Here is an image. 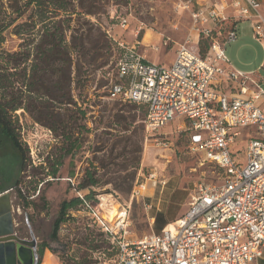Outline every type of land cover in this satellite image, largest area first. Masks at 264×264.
Instances as JSON below:
<instances>
[{"label":"rangeland","instance_id":"obj_1","mask_svg":"<svg viewBox=\"0 0 264 264\" xmlns=\"http://www.w3.org/2000/svg\"><path fill=\"white\" fill-rule=\"evenodd\" d=\"M63 1L72 3L74 12L55 17L63 20L66 49L58 52L62 60L46 65L34 2L0 0V25L11 21L1 33L0 103L19 105L9 119L25 150L22 166L11 142L0 135V190H8L16 229L29 236L30 228L38 250L45 243L59 264H110L109 244L88 226L80 207L67 212L57 238H51L60 202L77 195L87 170L97 180L95 191L112 193L114 206H128L129 239L156 232L158 215L167 222L179 217L195 185L218 183L221 171L203 161L204 151L190 149L189 131L177 127L180 120L148 134L143 107L106 98L118 52L103 29L128 43L141 40L147 59L162 65L171 64L178 44L194 42L196 30L179 0ZM119 15L128 17L126 30L117 24ZM163 39L166 47L151 50ZM262 43L252 20L244 19L237 23V38L223 48L234 68L264 78ZM258 264H264V253Z\"/></svg>","mask_w":264,"mask_h":264},{"label":"built area","instance_id":"obj_2","mask_svg":"<svg viewBox=\"0 0 264 264\" xmlns=\"http://www.w3.org/2000/svg\"><path fill=\"white\" fill-rule=\"evenodd\" d=\"M195 1L178 3L189 11L197 40L178 44L168 65L149 61L141 40L128 43L103 29L118 52L106 98L143 107L148 134L180 120L177 127L189 131L190 149L204 151L203 161L221 171L220 181L196 184L180 217L135 239L126 237L127 205L108 213L116 201L112 193L83 200L88 226L103 234L113 253L110 264H258L263 257L264 78L233 68L225 56L223 46L237 38V24L224 35L217 29L223 39L211 37L204 56L192 45L228 18L251 19L255 37L264 39L260 0ZM117 24L126 30L128 17L117 16ZM167 44L163 39L150 48Z\"/></svg>","mask_w":264,"mask_h":264},{"label":"trees","instance_id":"obj_3","mask_svg":"<svg viewBox=\"0 0 264 264\" xmlns=\"http://www.w3.org/2000/svg\"><path fill=\"white\" fill-rule=\"evenodd\" d=\"M31 2H34L37 8L38 22L41 23L40 37L42 38L43 44L45 45V47H39L40 53L41 55L43 54L46 61V65L56 64L57 60H62L59 57L58 52H63L65 51L66 48L65 46L62 45L63 20L60 19L57 20L55 19V17L59 16V14L57 13H61V12H63L65 15H70L71 13H74L69 9L72 3H64L63 0H31ZM80 14H83V12H80ZM86 14H93V13L91 9H87ZM238 22L239 21H234L231 18L225 19L221 23H219L218 26L212 28L210 36L200 35L198 41L196 43H193L192 45L197 48L201 56H204L209 49V41L211 37H216L219 40L223 39L222 35L221 36L217 35L216 30L217 29L221 30V34L224 35L225 32L233 24H237ZM10 24L11 21L10 22L8 21L0 25V52H3L1 48V44L4 42V36L1 33L6 28H8ZM18 107L19 105L15 102L0 103V135H2L4 138H6L11 142L15 150L18 152L21 165L23 166L25 162V150L21 147L20 143L17 141V133L12 124V121L9 119V112L16 110ZM96 184H97V180L95 179L93 173L87 170L85 172V176L82 182L79 183L76 187V191H81L80 194L82 198L75 195L71 199L68 200L63 199L60 202L57 217L53 221V227L51 232L52 239L57 238V232L59 230V227L62 223H64V221L68 217V213H67L68 211L70 212L72 210L79 211L80 208H82L83 200L94 199V195L98 192L106 193L102 191H95L93 186H95ZM89 187L93 188L92 191L85 194L83 192V189ZM4 190L5 189H1L0 193ZM155 222L157 224L156 233L159 232L161 228L164 227L167 223H169L162 217V215L156 216ZM98 234L100 235V237H102L104 242L108 243L104 239L102 233L98 232ZM45 248H47V245L45 243H42L40 245V249L37 251L39 262L41 260L43 250ZM76 264H81V263H76Z\"/></svg>","mask_w":264,"mask_h":264},{"label":"water","instance_id":"obj_4","mask_svg":"<svg viewBox=\"0 0 264 264\" xmlns=\"http://www.w3.org/2000/svg\"><path fill=\"white\" fill-rule=\"evenodd\" d=\"M28 223L27 216H25ZM30 239L15 232L8 190L0 193V264H39L36 240L29 228Z\"/></svg>","mask_w":264,"mask_h":264},{"label":"crops","instance_id":"obj_5","mask_svg":"<svg viewBox=\"0 0 264 264\" xmlns=\"http://www.w3.org/2000/svg\"><path fill=\"white\" fill-rule=\"evenodd\" d=\"M210 1L211 0H196L195 2H197V3H209ZM259 12L262 15V17L264 18V0H260ZM195 38L196 39L194 41L197 40V34H196ZM262 40L264 41V39H262ZM262 44L264 45V43H262ZM263 67H264V63H263ZM261 259H263V257ZM261 259H259V260H261ZM47 260H49V262L51 264H59L58 260L55 259L54 255L50 252V250L45 248V250H43L39 264H44Z\"/></svg>","mask_w":264,"mask_h":264},{"label":"flooded vegetation","instance_id":"obj_6","mask_svg":"<svg viewBox=\"0 0 264 264\" xmlns=\"http://www.w3.org/2000/svg\"><path fill=\"white\" fill-rule=\"evenodd\" d=\"M15 224V223H14ZM15 232L17 233V235H19L20 237H22V238H26V239H30L31 237H30V233H29V236H26V235H24V234H22V233H20L17 229H16V226H15ZM35 237V236H34ZM35 240H36V238H35ZM36 246H37V251H38V245H37V242H36Z\"/></svg>","mask_w":264,"mask_h":264},{"label":"bare ground","instance_id":"obj_7","mask_svg":"<svg viewBox=\"0 0 264 264\" xmlns=\"http://www.w3.org/2000/svg\"><path fill=\"white\" fill-rule=\"evenodd\" d=\"M116 209H117V206H114V204H112L111 206H109L107 211L110 215H113V213H115Z\"/></svg>","mask_w":264,"mask_h":264}]
</instances>
